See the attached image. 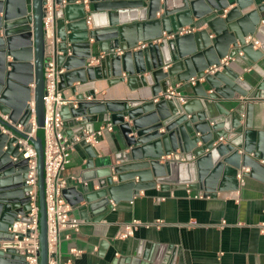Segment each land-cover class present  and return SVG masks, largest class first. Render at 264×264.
<instances>
[{
  "label": "water",
  "instance_id": "1",
  "mask_svg": "<svg viewBox=\"0 0 264 264\" xmlns=\"http://www.w3.org/2000/svg\"><path fill=\"white\" fill-rule=\"evenodd\" d=\"M62 2L56 0L61 7L56 12L55 36L49 43L44 26L46 0H0V110L12 121L0 118V123L14 135L0 131V240H13L9 228L31 222L27 218L28 165L19 152L17 137L28 139L34 117L36 134L29 142L38 156L40 264H49L50 257L44 96L45 72L51 59L65 69L60 88L70 87L77 97L76 104L63 109V115L65 119L74 118L80 127L76 139L90 155L87 168H94L96 154L85 141V131L92 133V123L102 114H110L129 149L118 155L117 164L106 174L96 172L87 180H95L97 189L82 185L81 189L73 186L64 191L72 206L85 203L97 221L113 208L111 202L131 201L158 184L172 188L196 184L207 194L236 190L240 169L257 170L259 161L264 160L261 133L252 129L248 120L242 124L245 118L241 109L221 105V99L238 101L244 97L248 102L264 97V80L253 87L230 63L223 62L241 52L252 61L264 55V25L259 16L263 8L246 11L253 0L246 4L236 0L235 7L229 0ZM199 22L207 27L175 38L163 37L165 32L170 35ZM249 36L260 42L259 49L247 43ZM157 39L162 40L154 42ZM104 42H108L105 57L97 65L88 66L93 51ZM140 43L147 46L140 48ZM174 75L180 82L198 78L197 87H201L199 80L203 78L212 91L198 92L186 102L160 96L172 86ZM102 78L127 81L132 91L150 87L159 98L111 103L97 100L94 90L77 93L78 84ZM18 124L24 131L15 127ZM66 135L71 138L67 131ZM171 155L173 158L167 159ZM0 264L27 263L15 250H0Z\"/></svg>",
  "mask_w": 264,
  "mask_h": 264
},
{
  "label": "crops",
  "instance_id": "2",
  "mask_svg": "<svg viewBox=\"0 0 264 264\" xmlns=\"http://www.w3.org/2000/svg\"><path fill=\"white\" fill-rule=\"evenodd\" d=\"M229 1L231 7H235L236 0ZM240 1L246 4L252 0ZM253 1L254 4L246 11L263 8L259 16L261 25H264V0ZM191 27L198 30L207 25L199 22ZM107 48L108 42L102 43L100 49L93 51L92 58L100 57ZM242 55H236L229 65L241 74V79L257 87L264 80V55L258 61ZM191 73L194 75L195 72ZM171 79L170 87L180 86L179 90L188 99L197 97L198 92L212 91L203 78L199 80L201 87L190 81L180 82L177 75ZM90 90H94L97 100L111 103L151 101L155 98L150 87L132 91L127 81L110 78L77 85V93ZM63 93L67 100L76 104V94L70 87L65 86ZM221 105L228 109H241L245 118L242 124L248 120L252 129L261 133L264 144V97L248 102L244 97L238 101L221 99ZM73 119H65L66 131L74 143L71 162L64 172L69 179L68 188L78 186L81 189L82 185H88L97 189L95 180H87L96 172L106 174L117 164L118 155L129 149L119 127L113 125L110 114H102L99 121L92 123L94 131L110 124L114 129L104 130L100 142L93 146L96 154L94 168H87L91 158L80 140L76 139L80 127ZM219 141L226 143L224 139ZM259 163L257 170L249 167L240 169V173H244V181L240 180L236 190L207 194L196 184L175 188L158 184L133 196L131 201L111 202L113 208L98 221L85 203L73 206L72 214L82 220V225L78 232H62V258L65 260L70 249L76 248L81 254L74 259V264H264V232L261 227L264 223V160ZM114 180L117 181L115 175ZM134 220L140 222L134 235L120 239L118 234Z\"/></svg>",
  "mask_w": 264,
  "mask_h": 264
},
{
  "label": "built area",
  "instance_id": "3",
  "mask_svg": "<svg viewBox=\"0 0 264 264\" xmlns=\"http://www.w3.org/2000/svg\"><path fill=\"white\" fill-rule=\"evenodd\" d=\"M63 5H66V0H63ZM46 11L44 16V26L46 39L49 43L52 42L56 31V12L61 5L56 3V0H46ZM88 23L91 24V18H88ZM196 31L192 27L181 28L178 32L172 34H163V37L175 38L176 35H186ZM162 39L154 40L160 42ZM253 43L254 48H260V42L254 37L249 36L247 43ZM143 43L140 48L146 47ZM122 53V51H119ZM241 52L239 55H242ZM105 54L100 57H93L89 60L88 66L98 64ZM234 57H227L223 62L229 63ZM45 183H46V204L48 214V244H49V264H74V259L81 254L76 248H71L69 256L63 260L61 255V240L62 232L65 230L80 231L82 220L72 214L73 206L68 202L64 196V191L69 186V179L64 175L68 165L71 162V156L74 151V143L66 135V120L63 115V109L69 106L72 101L64 97L63 90L60 88L61 77L65 73V69L59 68L53 59L48 61L45 72ZM198 78L190 79L192 84H196ZM34 89V85L31 86ZM180 86L170 87L165 93L160 94L167 99L177 98L181 102H186L188 98L179 90ZM159 98V97H158ZM155 98V101L158 100ZM34 108V104H32ZM0 118L12 123L10 116L0 110ZM33 123V130L28 133V139L17 137V144L20 146L19 152L23 154V159L27 161V180L26 186L29 187L30 210L27 212V218L31 222H19L17 225L9 228V233L14 235L13 240H0V250L8 252L15 250L20 256H24L27 264H40V229H39V201H38V156L36 149L29 142V138L36 134L35 118L31 120ZM20 131H24V127L20 124L15 125ZM113 131V125L100 127L96 131L86 132L85 141L87 144L96 146L100 142L104 130ZM0 131L9 136H14L13 133L4 125L0 123ZM79 140V139H78ZM81 141V140H80ZM172 159L173 155L168 156ZM182 161H186L182 159ZM243 174L238 175V180L243 183ZM201 197V195H198ZM20 218L23 215H19ZM139 221L134 220L127 224L125 228L118 234L120 239H127L134 235ZM264 232V223L261 225ZM69 238V236H66Z\"/></svg>",
  "mask_w": 264,
  "mask_h": 264
}]
</instances>
